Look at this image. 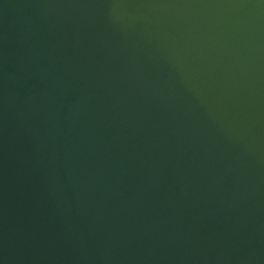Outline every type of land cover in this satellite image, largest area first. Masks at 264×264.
<instances>
[{
    "label": "water",
    "instance_id": "obj_1",
    "mask_svg": "<svg viewBox=\"0 0 264 264\" xmlns=\"http://www.w3.org/2000/svg\"><path fill=\"white\" fill-rule=\"evenodd\" d=\"M0 264H264V0H0Z\"/></svg>",
    "mask_w": 264,
    "mask_h": 264
}]
</instances>
